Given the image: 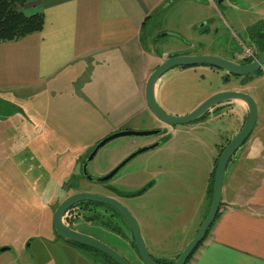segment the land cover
<instances>
[{"label": "rangeland", "instance_id": "obj_1", "mask_svg": "<svg viewBox=\"0 0 264 264\" xmlns=\"http://www.w3.org/2000/svg\"><path fill=\"white\" fill-rule=\"evenodd\" d=\"M214 1L164 0L141 31L144 50L153 56L163 52L182 53L184 49L223 56V48L228 43L235 44L245 28H253L264 11V0H224L219 4ZM200 23L212 27V31L200 35L197 28ZM251 49L244 45V51ZM131 60V81L126 82L112 74H107L104 80L106 72L102 80L87 60L53 81L45 92L31 90L17 96L0 93V248L3 245L11 247L0 253V264L75 262L62 252L49 253L50 246L45 237L50 227V215L44 214L41 206L45 201H55L61 186L78 176L80 162L101 139L119 131H148L158 125L147 106L141 105L138 96L142 67L147 65L150 73L157 61L153 62L148 56L141 59L138 53H133ZM262 71L244 88V92L255 100L258 110L247 141L248 149L241 156H249V165H245V158L239 164L247 169L254 156L257 161L264 157V65ZM219 73L202 65L169 69L157 83L159 107L169 115L181 116L194 109L212 91L235 87L233 82L221 81ZM80 87L81 90H77ZM124 87H127L128 102H132V112L123 116L121 121L119 114L113 117L110 112L121 100ZM76 106L84 110L89 108L95 113L83 109L82 113ZM230 106L223 117L211 115L206 123L174 125V132L167 136L168 142L163 147L136 155L109 182L126 192L143 184H154L146 193L126 202L153 259L174 262L205 219L211 204L205 190L218 145L236 135L247 116L243 102L234 101ZM75 114L85 118L80 117L76 122ZM156 138L155 135L117 137L97 151L87 171L92 176L105 174ZM243 148L244 143L226 166L225 190L230 186L227 176ZM158 162L163 164L160 168L156 167ZM173 169L176 172H172ZM238 181L235 179L234 182ZM80 186L95 192L101 184L82 179ZM173 203L178 216L175 221L167 223L163 210ZM77 224L78 221L73 225ZM88 233L108 243L130 264H143L133 258L120 237H104L98 230ZM27 242H30L28 249Z\"/></svg>", "mask_w": 264, "mask_h": 264}, {"label": "crops", "instance_id": "obj_2", "mask_svg": "<svg viewBox=\"0 0 264 264\" xmlns=\"http://www.w3.org/2000/svg\"><path fill=\"white\" fill-rule=\"evenodd\" d=\"M163 2L25 0L21 10L26 16L41 14L43 27L19 40L0 42V93L17 96L31 90L45 92L53 81L87 60L97 77L102 79L106 72L104 80L107 74H112L131 81L133 53H138L141 59L148 56L157 61L154 69L162 57L147 54L141 31ZM146 68L142 67L138 83V96L144 106V86L149 74ZM126 90L127 87L110 112L113 117L119 114L121 121L132 112ZM157 90L156 86V93ZM76 108L82 112L83 108ZM80 117L83 116H73L76 122ZM247 141L227 176L230 185L227 190L223 183L218 214L187 264H264V157L257 161L254 156L247 169L250 158L241 157L248 149ZM244 158L245 167L239 165ZM235 179L239 181L235 183Z\"/></svg>", "mask_w": 264, "mask_h": 264}, {"label": "flooded vegetation", "instance_id": "obj_3", "mask_svg": "<svg viewBox=\"0 0 264 264\" xmlns=\"http://www.w3.org/2000/svg\"><path fill=\"white\" fill-rule=\"evenodd\" d=\"M222 1H224V0H215L214 2L217 4L218 2L222 3ZM263 20H264V11H263L262 15L260 16V18L257 19V22L255 23V26L253 28H245L244 34L242 35V37L238 38V40L236 41L235 44L228 43L226 45V48H223V52H224L223 56L215 54V53H209L207 55H214V56L222 57L226 60H229L231 62L240 64V65H244V64H247L249 62L256 60V58L258 57V55L260 54V52L264 48V24H261V22ZM212 29H213L212 27H209L208 25L205 24L204 26L200 27L198 29V31H199L200 35L204 36L206 34H209V32H211ZM245 44L252 47V49L249 50V54H244L243 49H244ZM188 47L190 48L191 45L188 44ZM183 52L185 54H193V55L206 54V53H197L196 51L192 52V51H190V49H184ZM202 66H207V65H202ZM207 67H209V69L211 71L215 72L216 74H218L220 72L219 73L220 74L219 75L220 80L223 81L224 83L233 82V84H235V87H233V88H230V89L220 88V89H216V90L212 91V93L220 91V90H236V91H243L244 92V90H245L244 88L247 86L248 83L251 82V80H253L252 78H255V77L261 75L263 72L262 69H259L255 74L251 75V77H249L248 75L235 76V75L227 74L223 70H220V69L212 67V66H207ZM212 93H210V95ZM230 108H231L230 102L220 103L218 105L211 107L204 114H202L198 119H196L195 121L190 122V123H206L207 119L211 115H215L216 117L217 116L223 117L224 114H227V112H229L228 110H230ZM154 118H155V116H154ZM155 120H157L158 125L152 130L161 129V132L154 134L155 136H157V138L151 144L158 143V146H156V147L159 148V147H163V145H165L168 142L167 136L174 132V130L172 128L174 125H167L165 123L160 122L156 118H155ZM231 139H227L224 144L218 145L217 156L213 162V167L210 171L209 178H208V184H207V187L205 190V194L206 195L208 194V196H209V188L211 186L212 180H214L213 172L215 173L218 158H219L222 150L224 149V147L227 145V143ZM151 144H148L146 146H149ZM143 147H145V146H143ZM84 161L85 160L83 159L82 162H80L79 169H78V176H76L75 179L72 180V182H68L67 185L64 184L61 186V190L59 191L60 193H58L55 196L56 200L55 201H53V200L45 201L44 205L41 206L42 212L44 214L50 215V227L48 230V235L45 237L46 241L49 243V246H50V252L49 253L53 254V252H56V253L62 252L64 254H66V257L72 258L75 261L74 263L77 262L78 264H80V263L82 264L84 262L87 264H118L110 256H108L104 252L98 250L97 248H94V247L86 245V244L78 243V242H68L66 240H63L60 236H58L56 234L54 228H53V223H52L54 212H55L57 206L60 204V202L64 198L69 196L70 194H73L76 192H86V193H91V194H94L97 196L110 197L113 200H115L116 202H118L119 204H121V206L129 214H131V210L129 209L126 202L132 198H135L136 196H139V195L146 193L147 191H149L154 186V184L153 183L143 184L140 187L136 188L134 191H127L126 192V191L121 190L118 187L114 186L113 184L109 183L112 180V178L117 174L116 173L113 177H111L107 181L97 182V183L101 184L100 188L95 192H90L89 190L83 189L80 186V181L82 179L87 180L86 177L82 174V165H83ZM118 164H116L114 166V168ZM125 165H123V166H125ZM162 165L163 164L160 162L156 163L157 168H160ZM123 166L121 168H123ZM121 168L119 170H117L116 172H119L121 170ZM167 168L168 167H165L164 169H167ZM173 170L174 171H172V172H176L175 169H173ZM110 171H108V172H110ZM88 174H89V172H88ZM105 174H102V175H105ZM102 175H100V176H102ZM94 177H97V176H94ZM87 181H90V180H87ZM173 201H174V199H173ZM210 202H211V200H210ZM154 209H155V207L153 208V210H151L152 213H154ZM157 211H158V209L155 210V212H157ZM163 212H166L167 223H170V220L175 221V218L178 216V210L175 206V203H173L172 206H170V204H169V206L165 210H163ZM153 219L154 218L152 216V218H151L152 223H153ZM61 220H62V223L66 227H68L69 229L76 231V232H79L81 234H84L86 236H89L91 238H94V239L104 243L105 245H107L109 248H111L116 253H118V252L113 247H111L108 243L101 241L100 239L94 237L93 235H91L88 232H94L95 230H98L101 232V235L104 237H107V236H109V237H111V236L120 237L122 239V241L125 242V245L127 246V248H129L130 251L132 252L133 258L135 260L139 259L143 263L140 255L137 251L131 228H130L129 224L127 223V221L125 220V218L123 217V215L117 209V207L103 203V202H99V201L83 200V201L76 202V203L72 204L71 206L67 207L62 213ZM77 221H78V224H77L78 226H74L73 224ZM167 225L169 226V224H167ZM208 230H209V228L207 229V231L204 235V238L206 237ZM29 244H30V242H27V244H26L27 248L26 249L29 248ZM1 248H8L7 250H9V248H11V247L3 245ZM4 251H6V250H4ZM1 252H3V251H0V253ZM69 253H71V254H69ZM122 258L127 264H130V262H128V260L125 257H122ZM176 259H177V257H176ZM153 260L157 264H173L174 263V262L169 263V262H163V261L161 262V261L156 260V259H153ZM54 262L56 263V259H54ZM185 264H187V263H185Z\"/></svg>", "mask_w": 264, "mask_h": 264}, {"label": "water", "instance_id": "obj_4", "mask_svg": "<svg viewBox=\"0 0 264 264\" xmlns=\"http://www.w3.org/2000/svg\"><path fill=\"white\" fill-rule=\"evenodd\" d=\"M219 3V2H218ZM264 24V20L261 22ZM205 24H198L197 28L204 26ZM167 34V33H166ZM165 35V34H163ZM162 57V61L149 73L146 78L145 86H144V101L149 109V111L158 119L160 122L165 123L167 125H178L190 123L198 119L202 114H204L211 107L218 105L224 102H232V101H241L246 106L247 116L244 124L237 132V134L227 143V145L222 150L215 169L214 180H213V188H212V197L209 211L201 223L196 235L194 238L185 246L181 254L177 257L173 264H185L187 259L189 258L193 249L203 240L204 235L207 229L212 225L216 214L218 212L222 189L224 183V173L226 166L231 159L232 155L235 151L244 143V141L251 134L254 125L257 120L258 110L255 100L252 96L243 91L236 90H220L217 92H213L203 101H201L194 109L189 111L188 113L181 116H173L165 113L158 105L156 100V86L160 79V77L167 72L169 69L173 67H182V66H195V65H207L223 70L227 74L235 75V76H244L255 74L259 69L263 68L264 65V48L256 58V60L249 62L244 65H240L229 60H226L222 57L207 55V54H185L183 53H169L163 52L160 54ZM253 79V78H252ZM161 132V129L158 130H148V131H119L113 134H110L103 139H101L91 150L87 158L85 159L82 165V174L86 177L87 180L94 182H104L113 177L123 165L129 162L136 155L145 152L147 150H151L158 146V143L151 144L149 146L141 147L131 154H129L126 158H124L115 168H113L110 172L106 173L102 176L94 177L87 172V165L96 155L97 151L105 145L107 142L120 137V136H144V135H154ZM83 200H91V201H99L112 206L117 207L120 213L123 215L127 223L129 224L134 242L137 248V251L143 261L144 264H157L147 253L146 248L143 243V239L139 232V226L135 218L129 214L118 202L113 200L110 197L106 196H97L91 193L86 192H76L70 194L66 198H64L60 204L57 206L54 216H53V228L58 236H60L63 240L68 242H78L82 244H86L97 248L98 250L104 252L108 256H110L115 262L118 264H127L123 258L109 248L104 243L81 234L79 232L73 231L66 227L61 220V216L63 211L71 206L72 204L83 201ZM8 248H1L0 251L7 250Z\"/></svg>", "mask_w": 264, "mask_h": 264}, {"label": "trees", "instance_id": "obj_5", "mask_svg": "<svg viewBox=\"0 0 264 264\" xmlns=\"http://www.w3.org/2000/svg\"><path fill=\"white\" fill-rule=\"evenodd\" d=\"M24 3L25 0H0V42L16 41L27 35L41 31L43 27V16L38 13L26 16L21 10ZM212 188L213 180L209 188L210 200L212 197ZM203 241L193 249L186 263H188L191 256Z\"/></svg>", "mask_w": 264, "mask_h": 264}, {"label": "built area", "instance_id": "obj_6", "mask_svg": "<svg viewBox=\"0 0 264 264\" xmlns=\"http://www.w3.org/2000/svg\"><path fill=\"white\" fill-rule=\"evenodd\" d=\"M244 54H249V50H245L244 51Z\"/></svg>", "mask_w": 264, "mask_h": 264}]
</instances>
